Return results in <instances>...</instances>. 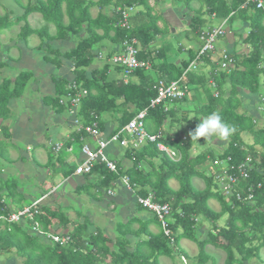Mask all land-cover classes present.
Returning <instances> with one entry per match:
<instances>
[{
	"label": "trees",
	"instance_id": "trees-1",
	"mask_svg": "<svg viewBox=\"0 0 264 264\" xmlns=\"http://www.w3.org/2000/svg\"><path fill=\"white\" fill-rule=\"evenodd\" d=\"M148 1L128 0L126 2L128 6L135 5L142 8L140 12L131 17L129 28L120 26L119 13L116 10H112L111 16L101 10L109 6L113 8L121 6L123 5L122 0H97L96 2L92 0H35L28 4L23 15L24 19L31 13L37 12L48 24L56 26V36L49 35L47 30L44 31L48 39H63L64 37L67 39L71 35H80L83 29L86 30V35L80 36L76 47L66 55L75 68L73 81L88 92L82 100L77 117L84 125L97 122L99 129L105 131L107 120L104 118V114L109 113L110 117L119 115L117 127L113 129L112 133L117 132L156 97L157 92L154 86L159 80H164L167 83L178 80L195 58V52L188 49L187 60L182 61L179 65L167 61H163L160 65H154V59L167 57V50L158 49L154 57L150 51V45L155 43L156 37L162 32L157 25L158 15L153 14V9ZM245 1L202 0V4L207 7L211 16L218 19L228 18L229 26L237 20L248 24L250 31L245 35V38L239 32L237 34L235 32V34L242 39L244 44L249 45L250 52L245 56H238L235 55V52L229 51L235 66L230 72L217 70L216 60L209 62L210 57L205 58L204 61L207 60L210 67L208 72L199 71L188 74L184 80L185 84L194 92L191 99L188 94L183 100L178 101L177 106H174L169 112H165L162 106L151 109L146 119L147 130L155 134L162 133L161 141L178 151L180 160L173 161L167 155L159 152L156 145L147 144L138 150H124L125 156L132 161V166L129 169L124 170L121 161L117 164L119 175L127 176L131 184L138 189L139 195L146 197L153 192L159 203L170 205L172 219L170 228L173 232V243L171 239L164 236L162 231L159 234H151L148 231L149 223H146L143 233L147 234L149 239L145 243L137 247L134 252H129L128 242L124 240V237L119 238L116 241L119 245L114 251L107 245L112 241L99 234L88 235L86 227L82 225L72 234L73 245L65 248L50 243H41L38 237L28 234V225L6 223L5 227L0 229V251L7 252L10 248L15 249V254L23 260L22 264H107L106 258L110 259L109 264H161L159 261L161 256L174 259L179 242L185 239L199 247L196 264L208 263L210 258L204 252L208 245L226 253L225 264H243L258 256L260 250L264 248V153L258 154V149L255 146L264 149V128H256L258 117L245 111L239 112L242 108L239 95L245 91L252 98H256L258 103L264 101V99L259 100V92L264 89V10H257L254 4L241 9ZM93 6L100 8V13L96 18L91 16ZM66 17L67 24L64 22ZM192 21L188 35L196 33L199 38L200 32L203 31L204 21L202 22L201 16L198 15ZM21 32V38L24 39L35 33L28 26H25ZM132 38L139 40L141 45L139 57L151 61L153 69L158 74V77L156 74L154 75L156 79L152 75H148L145 70H138L133 74V77L138 79L137 82L131 79L125 83L122 79L109 78L110 63H106L100 69L93 70L90 76L88 75V68L99 53V51L93 50L94 45L108 40L114 46H121L125 40ZM2 67L3 64L0 63V73ZM116 69L119 71V67ZM29 78L28 74L18 77L13 87L11 80H5L0 84V119L6 118L9 112V101L21 94ZM210 80L214 82L215 86L211 84ZM72 83L67 80H60L56 83L57 97L51 101L59 111L69 109L68 106L60 104V98L66 96ZM226 85H230L228 93L225 89ZM190 101L195 103L194 109L180 112V106L186 102L190 103ZM130 105L134 106L131 108L133 110H129ZM259 109L258 107L257 112ZM212 112L219 113L226 123L234 127V132L225 138L228 145L225 151L218 156V161L230 157V164L237 166L249 157H252L254 162L256 158H259V162L254 164L253 169L250 170L249 179L242 181L243 192L246 193L248 188H253L254 200L251 204L240 203L234 197L227 200L222 194L215 192L214 176L207 177L204 172L198 169V166L204 164L208 158L215 161L212 151L208 150L192 157V150L197 142L192 141L190 135L182 138L178 134H171L167 127L178 125L181 121L188 123L189 115L194 113L192 121V124L194 123L192 130H194L195 125L199 123L197 117L203 119ZM0 129V133L3 135L5 128L1 127ZM243 133L253 136L252 146L245 147L241 138ZM4 135L5 138L8 136L6 133ZM79 136L86 137L87 135L85 132H80ZM1 143L0 148L2 147ZM2 155L1 157H4V153ZM158 158L160 161L156 163ZM217 171L216 167L215 172ZM92 172L99 174L100 185L105 188L116 183L120 177L110 172L104 164H96ZM197 178L205 181L203 190L194 187V179ZM172 180L178 182V189L171 187L170 181ZM15 193L14 190H11L7 197L14 198L13 201L18 203L19 196L17 197ZM211 199L220 203L221 210L219 212H215L209 207L208 203ZM8 212H10L9 207L4 211L0 205V216L7 215ZM49 215L52 214L48 213V216L41 214L38 221L48 227L51 224ZM225 215L227 218L224 225L219 226V221ZM200 218L212 224V229L203 239L199 238L198 234L201 227L198 223ZM154 219L156 222L158 221L155 215ZM132 223L130 222L127 227L130 228ZM158 224L161 228L159 222ZM256 242L257 244H254Z\"/></svg>",
	"mask_w": 264,
	"mask_h": 264
},
{
	"label": "crops",
	"instance_id": "crops-1",
	"mask_svg": "<svg viewBox=\"0 0 264 264\" xmlns=\"http://www.w3.org/2000/svg\"><path fill=\"white\" fill-rule=\"evenodd\" d=\"M93 1L96 2L97 0ZM33 2L35 0H0V63L3 64L0 73V84L5 80H11L13 87L18 77L26 76L27 74L30 77L21 94L9 101V112L6 118L0 119V128L4 127L8 129L6 133L8 136L6 138L4 134L0 133V142H2L0 159H2L4 165L0 166V205L3 207L1 200H4L8 204L9 210L14 211L38 201L39 216L41 214L47 216L48 213L52 214L49 215L51 224L48 227L42 225L39 221L40 232L71 237V241L64 246L53 245L65 248L71 247L73 245L72 234L79 226L83 225L86 227L88 235L95 236L99 234L101 237H107L112 241V243H107L111 250L115 251L119 245L116 241L124 237V240L129 244L128 251L134 252L137 247L149 239L148 235L143 233L146 223H149L148 231L151 234H159L162 231L158 221L156 222L152 213L137 204L136 195H139L138 189L135 188V193L130 192L121 184L119 173H114L120 176L119 180L108 188L101 187V179L99 178V174L95 172L88 175L75 174L77 165L82 161L80 153L82 145L88 143L94 147L95 140L86 133V137L79 136L80 132L77 131L78 124H75V118L78 117L79 109H77L76 115L70 113L71 107L66 111H59L51 101L57 97L56 83L58 81L67 80L72 82L75 79L73 63L66 58V55L76 47L78 40L81 38L80 36L86 35V30L83 29L80 35H71L67 39L65 37L63 39H48L44 31L47 30L49 35L56 36V26L48 24L42 15L37 12L31 13L26 19L23 18L28 4ZM148 3L153 9L154 15H157L155 14L156 8H163L161 0H149ZM192 3V8L185 9L184 14H189L188 9L196 10L197 14L195 13V15L201 16V21H204L203 29H209L220 24L222 19L211 16L207 11V7L203 11L200 9L202 7L200 2L195 1ZM196 5L198 8H194ZM133 6L136 13L142 10L138 6ZM119 7L113 8L109 6L101 10L110 16L112 10H116L119 13L120 19ZM131 12L130 15L132 14ZM99 13V7L93 6L91 8L92 18H96ZM135 14L130 16L129 24L126 28L131 26L130 19ZM196 16L190 11V19L187 21L189 27H191L192 20ZM64 22L68 23L67 17L64 19ZM25 26L30 27L35 32L26 39L21 38V31ZM245 26L248 27V24H245ZM235 32L236 34L238 32L245 34L243 28L238 29L235 23L232 24L229 33L217 44L218 53H221L222 50H228L231 53L235 52V55L245 56L250 52L249 45L244 44L242 39L236 36ZM190 35L192 37L188 40V44L179 45L181 50L186 54L183 60L179 61L176 56H165V59H154V65H160L163 61L179 65L182 61L187 60V50L195 52L200 47V40L197 34ZM245 35L244 38L246 37ZM108 42L111 43L110 41ZM105 44L108 49L104 52L99 51L103 52L104 55L120 51V46L116 47L112 43ZM237 45L241 46L243 50L235 51ZM158 49L155 43L150 45L153 57L156 55ZM165 49L168 53L169 50ZM216 56H211L209 62H212L211 60L215 61L217 59L215 58ZM98 61L99 63H92L88 68L89 76L93 70L100 69L108 63L99 59ZM206 61L203 60L202 65L200 64L201 72H208L210 69L208 61L207 63ZM110 65L109 75L117 79L112 76L113 70L116 73L121 70L119 68L118 71L114 65ZM152 71L156 74L155 69ZM156 76L158 77V74ZM132 80L134 82L138 81L135 77ZM228 90L230 91V85ZM239 97L242 102V108L239 112H248L260 120L257 112V99L252 98L245 91H242ZM106 120L107 129L103 131V134L109 138L115 127V118L108 116ZM262 128H264V124L260 126V129ZM248 135L251 136L250 134ZM225 140H220L219 145L228 142H224ZM56 144L61 145V149L57 153L53 151V146ZM259 148V146L256 147V149ZM124 150L126 149L121 148L117 144H112L106 150V153L117 164L121 161L124 170H127L132 166V161L125 156ZM2 153H4V157H1L3 156ZM35 156L39 159V166L35 164V159L33 160ZM25 184L29 187L28 190L21 188ZM11 190H14V193L16 192L17 197L19 196L18 203L17 201H13L14 198L10 199L7 197V195H10ZM109 190L113 192V195L108 194ZM23 200H30V202L23 204ZM130 222L133 223L128 228L127 226ZM21 225H28V234L38 237L41 243H50L40 232L39 234L33 232L29 222H22ZM200 226L198 234L199 238L203 239L212 228L210 229V227L204 224H200ZM4 227V225H1L0 229ZM180 243L177 246L178 251L175 252L174 259L161 256L159 258L161 264L162 261L166 262V264H187V259L196 264V261L193 260L194 258L181 250ZM187 244L185 246L190 248ZM207 247L210 248V245L206 246L205 249ZM211 247L214 249L213 246ZM261 250H263L264 254V248ZM8 252L14 253L13 255L15 256V260H11L10 264L22 263H19L18 258L20 257L15 254V249L10 248ZM3 262L6 263L8 261ZM105 262L109 264L110 259L106 258ZM245 264H264V259L253 257L245 262Z\"/></svg>",
	"mask_w": 264,
	"mask_h": 264
},
{
	"label": "built area",
	"instance_id": "built-area-1",
	"mask_svg": "<svg viewBox=\"0 0 264 264\" xmlns=\"http://www.w3.org/2000/svg\"><path fill=\"white\" fill-rule=\"evenodd\" d=\"M128 0H122L123 5L119 7L121 14L120 26L128 27L130 12L134 10V6L126 5ZM254 4L257 10H264V0H246L241 6V9ZM229 31L228 18L221 20L220 24L209 29L203 30L199 34L200 47L195 51V58L190 62L189 66L183 72L182 76L170 83L160 80L154 89L157 92L156 97L151 100L150 104L139 111L138 114L128 122L123 128L115 133H111L109 138L105 137L103 131L98 127V123L94 122L90 125H84L78 118H75L78 132H85L88 136L95 140V146L84 143L80 149L82 161L75 169L76 175L91 174L96 163L104 164L107 169L113 173H119L118 165L115 161L111 160L106 153V150L112 144H117L124 149L138 150L147 144H154L159 152L167 155L173 161L180 160V154L175 149L170 148L161 140L162 133H151L146 129V119L149 116L151 109L162 106L165 112H169L177 101L182 100L189 93V86L185 84L184 80L189 73L196 71L200 64L203 63L204 58L211 57L217 53V44L224 38ZM139 42L136 38L127 39L122 43V50L118 54L112 55L108 58V62L116 65L123 70V79L127 83L129 77L134 71L139 69L150 70L151 64L147 60L139 58ZM98 58L104 60L105 57L102 53L98 54ZM218 67L220 70L230 72L234 68V60L231 58L227 50H222L218 58ZM87 90L81 88L76 82L73 81L69 87L66 96L60 98V104L66 105L70 108L71 114H77L83 98L87 96ZM61 145L56 144L53 146V151L58 152ZM226 166L219 168L213 174L214 183L219 193L230 200L234 197L238 202L243 204H251L254 200L253 188L250 187L246 193L242 191V181L248 180L250 170L254 167V160L249 157L246 161L232 166L230 164L231 158L226 160ZM222 161L218 162L219 164ZM121 183L132 193H135V185H132L127 176L120 177ZM109 195H113L111 190L108 191ZM136 202L141 207L153 213L161 225V230L165 237L171 239L173 243V232L170 228L171 207L168 203H159L156 200L155 193L151 192L148 196L143 197L136 195ZM4 211L8 208V204L1 200ZM40 214L39 202L25 206L22 209H16L8 212L7 215L0 216V224H19L22 222H29L32 231L39 234V221L37 217ZM197 221V220H196ZM44 238L52 244L64 246L71 241V237L67 235L58 236L52 233L40 232Z\"/></svg>",
	"mask_w": 264,
	"mask_h": 264
},
{
	"label": "rangeland",
	"instance_id": "rangeland-1",
	"mask_svg": "<svg viewBox=\"0 0 264 264\" xmlns=\"http://www.w3.org/2000/svg\"><path fill=\"white\" fill-rule=\"evenodd\" d=\"M161 1H162V4H163V8L162 9L156 8L157 10L155 11V14L158 15L159 20L157 22V25L160 28V31L162 33H161V35L156 37L155 44H156V46L159 49L167 48L169 50V52L167 53V57L168 56H170V57L171 56L172 57L176 56L179 59V61H181V60H183L186 57V54L184 53L183 50H181V47L179 45L180 44H185L186 45V43L188 44V40H190L191 37H192L191 35H188V32H189V30H191V27H189V24H187L188 23L187 21H189V19H190V11L194 14V16H196L195 13L197 14V11L194 10V9L193 10L188 9L189 10V12H188L189 14H184V10L189 8V7L192 8V5H193L192 2H195V1L201 3L202 7L200 9H202L203 11H205V6L202 4V0H161ZM188 4H189V6H188ZM194 8H198V6L196 5ZM131 13L135 14L136 10L132 11ZM235 25L237 26L238 29H242L243 28L246 35L249 34L250 29L248 27H246L244 22H242L241 20H237L235 22ZM236 36L238 37V35H236ZM105 43L111 44V43H109L108 41L105 40V41L101 42L100 44L94 45L93 50L95 52H98V51H103L104 52V51H106L108 48H107V45ZM165 45H166V47H165ZM161 46H163V47H161ZM116 47H118V46H116ZM140 47H141V45H140ZM242 50L243 49H242L241 46H239V45L236 46V50L235 51L238 52V51H242ZM247 50H248V48H247ZM218 54H220V53H218ZM215 58H217V56ZM93 63L94 64L95 63L96 64L99 63L98 59L97 60L94 59ZM74 71H75V68H74ZM199 71H201V68H199L198 72ZM121 72L122 71L116 73L113 70L112 76H114L117 79H121L122 78V73ZM147 74L148 75H152L156 79V76H154L155 73L153 71H150ZM109 78L114 79L111 76ZM225 89H226V92L228 93L229 92V90H228L229 89V85H226ZM192 92L190 91V93H189V96H190L189 99H191V97L194 94ZM200 93H202V92H200ZM259 93H260L259 100L261 101V100L264 99V95H263L264 89H263V91H261ZM194 107H195V103L194 102H191V101H190V103L186 102V104H182L180 106V112L183 111V110H193ZM258 107L260 108L258 110L260 120H258L256 128L260 129V126H262V124H264V101H261V103H258ZM131 108H134V106L130 105L129 110H133ZM67 114L69 115V113H67ZM108 114H104V118H107L109 116ZM117 116L118 117H114L115 118V122H114V126L115 127L114 128L117 127L118 118L120 117L119 115H117ZM188 119H189L188 123H186L185 121H181L178 125H175L173 127L167 126L170 129L171 134H178L180 137L186 138L189 135V133L193 131L192 129H193L194 123L192 124V121L194 120V113H191L189 115ZM196 126L197 125H195V127ZM7 132H8V129L5 128L3 134L7 133ZM185 132H187V133H185ZM251 136H249L248 133H244V135L241 136L242 141L245 144V147L253 145V142H254L253 139H252L253 136L252 137ZM224 142H227V140H225ZM219 143H220V139L219 138H213V140H209L207 142L205 140V138L201 137L199 142H197L195 144V146H194V148L192 150V157L200 155V154H202V153H204V152H206L208 150L212 151V153L214 154L215 161H212V158H208V160L204 164L198 166V169L201 170L202 172H204L207 177H209V176H211V175H213L215 173L214 171H216V166H217L218 169L219 168L222 169V168H224L226 166V161L225 160H223L222 164L220 163L219 165H217L218 162H219L217 159H218V156L221 155L225 151V149L227 148L228 142L224 143L222 145H219ZM255 147H257V146H255ZM121 151L123 153L122 149H121ZM258 152H259L258 154L261 155L262 153H264V149H262L260 147L258 149ZM77 155L78 154L76 152V156ZM121 156H123V155L121 154ZM34 159H35V164L39 166V159L36 156H35V158H33V160ZM159 161H160V158H158L156 160V163H159ZM258 162H259V158H256L254 164H256ZM0 166H4L2 159H0ZM170 185H171V187L173 189H178V187H179L178 182H176L175 180L170 181ZM194 185H195L194 187L197 188L198 190H202V189L205 188V181L203 179H201V178L194 179ZM21 188L25 189V190L29 189L27 184L22 185ZM214 191L215 192H219V190L217 188H215V187H214ZM225 198H228V197L226 196ZM29 202H30V200H23V204H26V203H29ZM208 204H209V207L211 209H213L215 212H219L221 210L220 203L217 200H215V199H211ZM89 210H92V209H89ZM226 218H227L226 215L223 216V218L219 221L218 225L219 226H223ZM199 223L200 224H204L205 226H208L211 229V225L212 224L209 221H206L205 219L200 218L199 219ZM180 242H181L180 243L181 244V250H183L184 252H187V254L190 257L194 258L193 259L194 261H196L197 259H195V258L197 257V255L199 253V247L197 246V244H193V242L186 241L185 239L181 240ZM186 243H188L187 245L190 248H187L185 246ZM254 244H257V242L254 243ZM208 248L209 247H207V249H205L204 252L210 258L208 260L209 264H225L226 253L224 251L219 250V249H215V248L213 249L211 246L209 248L210 249V251H209ZM13 254L14 253H11V252H8V251L7 252H0V264H8V263L10 264L11 260H15V256ZM257 257H261V258L264 259L263 250H261L259 252V255ZM18 259H19V263H21V262L23 263V260L21 258H18ZM3 261H8V262L4 263ZM187 261H188L187 264H193L191 262V260L187 259ZM162 264H166V262L162 261ZM243 264H245V263H243Z\"/></svg>",
	"mask_w": 264,
	"mask_h": 264
},
{
	"label": "clouds",
	"instance_id": "clouds-1",
	"mask_svg": "<svg viewBox=\"0 0 264 264\" xmlns=\"http://www.w3.org/2000/svg\"><path fill=\"white\" fill-rule=\"evenodd\" d=\"M213 17H215V16H213ZM223 20V19H222ZM228 25H229V23H228ZM229 29H230V26H229ZM203 30H206V29H203ZM228 33H229V31H228ZM138 42H139V40H138ZM139 51L141 52V47H140V42H139ZM121 50H122V44H121V46H120V51H118V52H115V53H112V54H110V55H104V53L103 52H99V53H102L103 55H104V57H105V59L104 60H101V59H99L98 58V55H97V57L96 58H98L100 61H105V62H108V58H110L112 55H114V54H118V53H120L121 52ZM228 51V50H227ZM140 52H139V56H140ZM229 52V51H228ZM98 53V54H99ZM215 55H217V59H216V61L218 62V58H219V56H220V54H218V52L215 54ZM95 58V59H96ZM140 58V57H139ZM205 59V58H204ZM141 60H147V61H149L150 62V64H151V69L153 70V66H152V63H151V61L149 60V59H141ZM108 63H110V62H108ZM110 64H112V63H110ZM113 65V64H112ZM201 65H202V63H201ZM114 66H116V65H114ZM233 66H234V64H233ZM116 67H118V66H116ZM235 67V66H234ZM120 68V67H119ZM199 68H200V66H199ZM199 68L196 70V71H194V72H192V73H189V74H193V73H196V72H198V70H199ZM120 70L122 71L123 69L122 68H120ZM139 70H144V69H139ZM151 70V71H152ZM217 70H220L219 69V67H218V63H217ZM136 71H138V70H136ZM136 71H134V73L136 72ZM146 72L147 71H149V70H145ZM221 71V70H220ZM223 71V70H222ZM225 72V71H224ZM122 73V80L124 81V79H123V71L121 72ZM133 73V74H134ZM133 74L129 77V80H128V82L131 80V79H133L134 77H133ZM188 76V75H187ZM187 78V77H186ZM160 81V80H159ZM158 81V82H159ZM175 81V80H174ZM73 82V81H72ZM127 82V83H128ZM157 82V83H158ZM210 82H211V84H213V86H215V84H214V82H212L211 80H210ZM213 89H216V88H213ZM190 91H191V89H190V87H189V93H190ZM188 93V94H189ZM187 94V95H188ZM216 94V93H215ZM186 95V96H187ZM185 96V97H186ZM184 97V98H185ZM183 98V99H184ZM182 99V100H183ZM181 101V100H180ZM178 102V101H177ZM176 102V103H177ZM175 103V105L174 106H177V104ZM138 114V113H137ZM136 114V115H137ZM135 115V116H136ZM134 116V117H135ZM133 117V118H134ZM132 118V119H133ZM148 118V117H147ZM198 119H199V123L197 124V126H196V128L192 131V132H190L189 133V135L191 136V140L192 141H196V142H199V140H200V138L201 137H203V138H205V140L208 142L209 140H213V138H219L220 140H222V139H225V138H227V137H229L233 132H234V127H232V126H230L228 123H226L224 120H223V118H222V116L219 114V113H216V112H212L210 115H208L207 117H205V118H203V119H200L199 117H197ZM131 119V120H132ZM130 120V121H131ZM129 121V122H130ZM146 122V121H145ZM147 129V128H146ZM112 133V132H111ZM220 161V160H219ZM218 165V164H217ZM217 167V166H216ZM215 172V171H214Z\"/></svg>",
	"mask_w": 264,
	"mask_h": 264
}]
</instances>
